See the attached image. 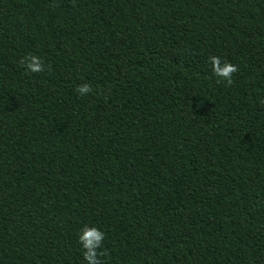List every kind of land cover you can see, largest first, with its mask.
<instances>
[{"label": "trees", "instance_id": "1", "mask_svg": "<svg viewBox=\"0 0 264 264\" xmlns=\"http://www.w3.org/2000/svg\"><path fill=\"white\" fill-rule=\"evenodd\" d=\"M84 226L102 264H264V0H0V264H84Z\"/></svg>", "mask_w": 264, "mask_h": 264}, {"label": "clouds", "instance_id": "2", "mask_svg": "<svg viewBox=\"0 0 264 264\" xmlns=\"http://www.w3.org/2000/svg\"><path fill=\"white\" fill-rule=\"evenodd\" d=\"M211 72L219 81L226 84L233 82V74L237 72V67L229 62H222L220 57H209ZM21 66L27 73H41L46 70L43 61L36 55H26L20 61ZM76 93L81 97H86L92 92L89 84L84 83L77 86ZM105 240V233L95 227L84 226L77 234V242L79 244L84 264H102L99 256L102 254L101 249Z\"/></svg>", "mask_w": 264, "mask_h": 264}]
</instances>
